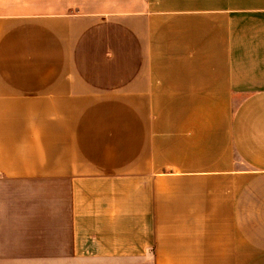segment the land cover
Masks as SVG:
<instances>
[{
    "label": "crops",
    "instance_id": "obj_1",
    "mask_svg": "<svg viewBox=\"0 0 264 264\" xmlns=\"http://www.w3.org/2000/svg\"><path fill=\"white\" fill-rule=\"evenodd\" d=\"M0 264H264V0H0Z\"/></svg>",
    "mask_w": 264,
    "mask_h": 264
},
{
    "label": "rangeland",
    "instance_id": "obj_2",
    "mask_svg": "<svg viewBox=\"0 0 264 264\" xmlns=\"http://www.w3.org/2000/svg\"><path fill=\"white\" fill-rule=\"evenodd\" d=\"M229 177L230 176L227 174L208 176V181H203L202 186H200L199 182L195 183L194 181L193 187L191 188L192 197L188 198L190 202L192 200L194 201L190 206L192 208L191 211L195 216L193 221L189 219V226L193 224L194 227L199 229L203 228L202 226L204 225L211 229L214 249L218 244L221 235L226 232L228 234L229 242L233 239H231L233 234L231 233L230 226L232 222L231 206L238 184H235L234 180ZM192 179L195 180V177ZM189 190L190 189H186V195H188ZM206 193L209 196L208 199H205ZM203 196L204 200L202 201ZM208 214L209 218L207 216ZM203 217H205V219H203ZM214 240H216V242ZM217 252V249L213 251L214 256ZM245 254L248 257L249 251L247 249H245Z\"/></svg>",
    "mask_w": 264,
    "mask_h": 264
}]
</instances>
